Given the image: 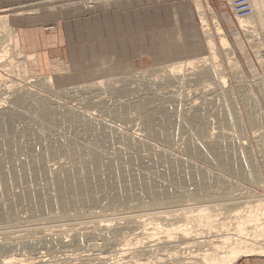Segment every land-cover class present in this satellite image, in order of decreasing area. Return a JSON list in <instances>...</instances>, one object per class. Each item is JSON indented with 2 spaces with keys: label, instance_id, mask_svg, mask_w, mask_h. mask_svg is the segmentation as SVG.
Returning a JSON list of instances; mask_svg holds the SVG:
<instances>
[{
  "label": "rangeland",
  "instance_id": "1",
  "mask_svg": "<svg viewBox=\"0 0 264 264\" xmlns=\"http://www.w3.org/2000/svg\"><path fill=\"white\" fill-rule=\"evenodd\" d=\"M262 1L264 2V0ZM197 3H202L200 9L197 8ZM225 12L228 15L227 17L224 14ZM0 15H9V21L14 32V45L12 46L14 49L9 60V68L3 65L6 61L0 62V72L6 78L4 80L5 84L15 83V85L12 84L14 86L13 91L17 90V85H21L20 87L28 86L33 88L31 90L37 96L42 94L47 101L46 105L49 107L61 104L64 107H73L79 111H85L84 109H86L88 102L83 99L89 93L85 91L83 92L85 94H63L57 90L56 92L48 91L45 86L40 84L43 76L48 74L53 76V73H55L53 82L56 89L75 87L76 84H85V82L96 81L100 78L112 77L111 79H120L129 75L153 78L157 80L155 82L157 85H155L154 89L144 88L140 92L131 91L124 98H131L132 100H137L139 97L145 98L144 101H141L145 103V110L156 116L160 115V110L174 111L168 117L167 122L155 123V126L162 127L166 132L174 130L175 123L180 119V110L187 108L192 110L194 107H200L201 111L206 113L209 129L214 128L216 131L220 129L214 109L221 106L224 103V99L218 94L216 88H211L214 86L213 83V85L211 84L212 86L207 85L210 82H214L212 79L205 76L197 78L191 72V70L193 71L191 67H188L183 76L181 75L184 78L182 83L176 80L167 82L164 80V76H158L163 73V69L160 67L168 63L196 55L209 54L206 37L208 31L204 30L201 19V17L206 15L212 28L217 23L223 29L231 43L229 51L234 53L232 55L235 56L234 59L237 61V66L239 65V68L230 67L227 64V56L219 45V51H221L219 61L221 66H223L222 71L228 81L225 88L229 90L233 98L232 101L237 104L239 120L243 127V141L246 142L245 147L248 148L250 153L248 161H254L255 168L264 182V52L262 51L263 55H261L260 50L264 46L261 43L262 41L264 42V18L259 21L260 23L255 24L256 27H247V24L245 26L241 25L229 6V0H0ZM253 28L260 33V40L256 38L258 33L252 31ZM15 29L20 33V39ZM234 30L239 33L245 49L239 47ZM42 31H44L43 35ZM60 32L65 34L66 42H68L69 49L65 50L68 51V55H64L63 49L60 52L59 47L48 49L49 45L53 46L58 43L52 37ZM143 32L145 33L143 34ZM15 35L22 44V53L32 50L37 51V53L47 51L49 56H42V54L36 53L37 59L35 60L26 59L28 53L25 56H20L19 53L21 52L17 49ZM257 42L258 45H256ZM260 45L261 47L258 49ZM57 49L61 56L56 55L58 53ZM12 57L21 61L13 63ZM258 59H261V61ZM249 60L252 62L251 64H249ZM67 63L70 64V71ZM5 84L3 82L0 85L1 88L6 87ZM97 92L93 91L91 98L88 97L91 103L88 113L90 119L99 127L106 121L108 125L106 129L108 131L97 143L91 139L90 135L78 133L74 137L70 153L59 151L57 154L43 157L44 165L51 167V177L59 176L60 174L64 175L73 166L76 168L78 175L85 176L87 173L83 169L82 164L93 158H96L99 164L98 170L103 172L109 162L113 161L117 149L129 150L132 142L144 145L139 151V157L143 162H146L152 150L159 153L168 151L170 159L184 161L188 158V155H186L187 143H190L191 140L200 141L192 138V129L189 126L180 131L175 139L176 147L171 149L164 139H150L145 135L142 130V122L145 117L135 109H130L126 114L115 118L105 115L103 102L112 100V98L106 97L107 94L105 92L98 96ZM251 93L255 95V106L259 109L260 114L257 112L251 114V109L250 113L243 109L242 98L247 97ZM3 96L5 97L6 95L4 94ZM7 96L12 97L9 92H7ZM178 99L182 101L180 105L176 103ZM192 100H196V102ZM189 101L193 103L188 106L186 103ZM190 105L192 106L190 107ZM30 109V106L22 108V111H24L22 117L24 118L17 123V129H22L31 120L33 111H29ZM250 121L254 122L253 125ZM75 126L82 129L80 122L76 123ZM231 128L229 127L228 130L234 134L235 130L233 131ZM224 129L227 131V127ZM43 133L45 134V142L50 137L56 141L59 139L58 131L43 130ZM123 136L127 137L128 140H124ZM7 137L11 138L13 134L8 133ZM4 153L5 149L0 147V169L5 171L8 176L6 187H0V216L4 214L3 210L5 211L10 206L9 204L24 188L30 186L44 188L48 181V177H41L28 168L29 164L27 162L30 159L38 158V154L34 152H18L14 155L11 162L6 163L3 160ZM166 164L164 162L158 163L155 170L165 172ZM190 170L198 180H202H195L188 186H177L174 188V192L181 196L180 200H169L164 195L154 196L148 191L137 190L133 196H120L122 201L112 204L109 201L114 196H119L118 192L122 190L116 191L106 186L102 193L96 194V200L105 196L104 198L107 197V201L104 204H100L96 200V202H90L82 212L76 204H71L66 209L61 205H52L45 207L40 212L42 213L40 218L31 219L29 208L17 209L14 212V216H20V221L14 224H6L0 220V241L4 237L2 235L3 232H12L10 234L17 238L19 235H25L29 231L46 227L55 229L63 224V227H66V238L73 240L75 237L73 231L77 227H82L85 224L91 225L94 221H104L107 218L110 220L112 227H117L122 223L126 224V214H134V216L137 215L140 220L144 221V225H141L138 229L140 231L143 230L140 238H143L144 242L149 241L148 243L150 244H155L156 241L158 244L161 243L159 246L153 245V248L155 247L153 251H158L159 254L155 252L151 258L155 262L163 263V261H168L175 254L171 253L172 250L165 251V249H168L167 247L164 250L162 249V251L158 248L162 247L165 243L163 241L168 238L166 229H171L172 223L174 227L179 222L178 225L182 223L184 226L189 224L187 227L196 229L199 227V223L196 221L188 222L184 214H181L183 207L184 210L204 208L206 206L214 207L215 213L224 212L216 217V223H218L225 218L224 216L230 215V213L233 214L234 210L247 209L244 208L245 206L250 207V201L254 200L253 198L260 197V195L264 196V186L260 188L255 183H248L238 177L231 176L229 171H225L217 165L215 159H193L190 162ZM216 176H220L219 180L213 178ZM199 183L201 186L198 187ZM172 186L168 182L167 188L171 189ZM196 188L201 190L204 195L199 198L188 196ZM56 193L55 189L47 188L44 190L43 199H47ZM236 194L242 195V199L238 204L236 203L235 208L232 207L234 209L232 212L230 207L234 205L227 203L231 199V195ZM150 196L153 198L150 199ZM222 204L225 209L220 210ZM225 205L227 206L225 207ZM177 208L179 210L173 212L176 215L170 214L167 216L168 219L164 218L163 215H156L157 211L176 210ZM196 212L195 210L192 213L195 214ZM141 215L143 218L140 217ZM262 216L259 214L257 218L261 217L260 221H263ZM218 218H221V220H218ZM226 220L230 222L231 218L226 217ZM256 221L259 220H252V222ZM158 224L160 225L158 226ZM176 225L175 227H178ZM126 227L123 230L127 232L130 225ZM228 227L230 229L233 228L232 224L224 225L222 228L226 229ZM197 231L198 233L201 232L203 236L207 235L206 237H208L209 235L208 231L202 232L200 229ZM205 236L204 238H206ZM33 239L25 241L24 244L13 251L6 252L0 256V260L3 256L19 252L24 261L17 264H100V261L96 259L100 258V249L96 250L94 248L90 253L89 251L83 252L88 247L85 244H76L75 246L49 250V248L40 245ZM135 241L136 239L133 243ZM168 244L173 246L174 242L169 240ZM131 246L134 248V246L137 247L138 245ZM62 250H65L67 257L62 253ZM79 253L81 254L78 255ZM84 253L90 256H84ZM127 256L126 259L129 258ZM155 258H158V260ZM40 259L43 262H36ZM122 261L123 263L120 264L128 262L125 258ZM235 264H264V256H243Z\"/></svg>",
  "mask_w": 264,
  "mask_h": 264
},
{
  "label": "bare ground",
  "instance_id": "2",
  "mask_svg": "<svg viewBox=\"0 0 264 264\" xmlns=\"http://www.w3.org/2000/svg\"><path fill=\"white\" fill-rule=\"evenodd\" d=\"M252 1L248 0L251 12L245 16H241L237 12L236 8V12L234 11L233 3V7L231 6L232 0H229V6L232 8L234 16H236L239 23L243 26L247 24V27H253L264 18V2L262 0H255L252 3ZM196 5L197 8L200 9L202 3H197ZM224 14L226 17L228 16L226 12ZM201 19L205 28L204 30H206V32L208 31V35L206 37L209 54L196 55L187 59H180L177 62L168 63L167 65L160 67L163 69V73L158 76H164V80L167 82H173L176 80L181 81L182 83L184 78H182L181 75L183 76L188 67H191L193 69L191 72H193L197 78H203V76H205L212 79L214 82H210L207 85L212 86L214 84L215 87L213 86L211 88H216L218 94L224 99V103L214 109L218 125L220 126L219 131L214 130V128L209 129L206 113L201 111L200 107H194L192 110L189 108L185 110L178 109L181 111L180 119L175 123L174 130L171 132H166L162 127L155 126V123L157 122H167L168 117L174 111L170 112L171 110H160V115L156 116L145 110V103L141 102L144 101L145 98L139 97L137 100L124 98L126 97V94L131 91L140 92L144 88L154 89L156 87L155 85H157L155 83L157 80H154L153 78V80L144 76H141V78L138 75L123 76L120 79H111L112 77L106 79L100 78L99 80L85 82V84H79L75 87L72 86L71 88L56 89L53 82V76L50 74L43 76L40 84L45 86L48 91L56 92L57 90L63 94H85L83 93L85 91L86 93H89L90 96L88 95L83 99L88 102L86 109L83 108L85 111H79L73 107H64L61 104L49 107L46 105L47 101L42 94L37 96L36 93H33L31 90L33 88L28 86L20 87L21 85H17V90L13 91V85H15V83L11 82L13 85H8L7 83L5 84V75L0 72V85L3 84V82L6 85L4 88H1L0 86V147L5 149L3 160L8 163L11 162L14 155L18 152H34L38 154L39 157L30 159L29 162H27L29 164L28 168L32 169L41 177H48V181L44 188H34L30 186L24 188L21 193H18L15 199L9 204L10 206H8L5 211L3 210L4 214L0 216V220L2 222L6 224H14L20 221L21 217L14 216V212L17 209L25 207L29 208L31 212V219L40 218L42 214L40 212L45 209V207L52 205H61L66 209L71 204H76L78 209L82 212L86 205L96 200V194L102 193L106 186H109L116 191L122 190L118 192V194H120L119 196H114L109 201L112 204L118 203V201L121 200L120 196H133L137 190L145 192L148 191L154 196L164 195L169 200L177 201L180 200L181 196L174 192V188L177 186H188L192 182H195V180H202H198L190 170V162L196 158L215 159L217 161V165L221 169L229 171L231 176L238 177L248 183H255L260 186V188L264 186V182L255 168L253 163L254 161H248L250 153L248 152V148L245 147L246 142L243 141V127L239 120L237 104L232 101L233 98L230 95L229 90L225 88L228 81L222 71L223 66H221L219 61V57L221 55L219 45L227 56V64L230 67L239 68V65L237 66L236 59H234L235 56L232 55L234 53L229 51L231 43L220 25L216 23L215 27L212 28L206 15L201 17ZM11 26L9 15H0V62L3 63L6 61V63L3 64L4 67H8L10 65L9 60L11 59L10 57L13 52L12 46L14 32ZM252 31L257 32L258 36L260 35L257 30H254V28ZM234 32L235 37L237 36L236 38L239 43V47L243 49L244 44L241 41L242 39L240 40L239 33L235 30ZM258 36L256 38L260 40L261 36ZM261 43L264 45L263 41ZM256 45H258V42ZM260 47L261 45L258 46V49ZM260 50L261 55H263L264 46L261 47ZM259 61H261V59ZM251 63L252 62L249 60V64ZM93 91H98V96L104 94L105 92L107 94L106 97L108 96L112 98V100H109L110 102H103V112L105 115H110L115 118L126 114L130 109H135L138 113L145 117L142 122V130L145 135L150 139H164L167 142L168 147L171 149H175V139L180 131L189 126H191L192 129V138L200 141L196 142L191 140L190 143H187L186 155H188V158L184 161H181L180 159H170L167 150V152L161 153L152 150L150 153L148 152L149 156L146 162H143L139 157V151L144 145L138 142H132L129 150L123 151L119 148L117 149L116 154L113 157V161L109 162L107 168L103 170V172L98 170L99 164L96 158H93L82 164L83 169L86 170L87 173L85 176L78 175L76 168L73 166V168H71L64 175L60 174L59 176L51 177V167L44 165L45 161L43 160V157H49L53 154H57L59 151L63 153H70L72 151L74 137L78 133L90 135L91 139L97 143L108 131L106 129V126L108 125L105 120V123H102L99 127L90 119L88 108L91 103L90 100H88V97L91 98ZM7 92H9L12 97L7 96ZM4 94L6 95L5 97L3 96ZM175 95L178 96L176 93ZM254 99L255 95L252 93L247 95V97L242 98L243 109L249 111V113L251 112V109V114L256 112L259 113V109L255 106L256 101ZM192 101L196 102V100ZM192 101H189L186 104L189 106V104L193 103ZM176 103L180 105L182 101L178 99ZM27 106H30L31 108L29 111H33L31 120L22 129H17V123L22 121L24 118L22 117L24 112L22 111V108ZM191 106L192 105H190V107ZM78 122L81 123L82 129L75 126ZM250 123L253 125L254 122L250 121ZM226 127L227 131L224 129ZM229 127H232L231 129L233 131L235 130L234 134L228 130ZM43 130H49L50 132L58 131V141L50 137V139L45 142V134L43 133ZM118 131L120 132V130ZM8 133H12L13 137L8 138ZM123 139L128 140L125 136H123ZM161 162L167 163L165 172L155 170L157 164ZM0 176V187H6L8 179L6 172L0 169ZM213 178L215 180H219L220 176ZM168 182L173 185L171 189L167 188ZM199 186H201L200 183L198 187ZM47 188H53L57 193L47 199H43L44 190ZM203 195V192L197 188L192 191V193L188 194L191 198H199ZM104 197L105 196L97 199L96 201L100 204H104V202L107 201V197ZM152 198L153 197L150 196V199ZM230 198L231 199L228 200L227 204L234 205L231 207L229 206L233 212L234 209L232 207L235 208L236 203L238 204L241 201L242 195H231ZM256 198H253L254 200L250 201V207H244L247 209L234 210L233 214L230 213V215L224 216L225 218L218 223H216V217H218L221 212L219 214L215 213L214 207L206 206L204 208H196L192 210H184L183 207L181 214H184V217H186L188 222L196 221L199 223V227L197 229L187 227L189 224L184 226L182 223L181 225H178L180 222L177 224L178 227H175V224L174 228L173 223L171 229L166 227L168 240H164L163 243H165L163 246L158 248L162 251V249L164 250L167 247L168 249H165V251L172 250V252H170L175 254L173 256L170 255L172 257H169L170 259L165 262L163 261V263L158 261L155 262L151 258L152 254L155 252L158 253V251H153L155 250L153 245L159 246L161 243L158 244L156 241L155 244H150L148 243L149 241L144 242L143 238H140L143 230L140 231L138 229L141 225H144V221L140 220L139 216H134V214H126V224L122 223L117 227H112L108 218L104 219V221H94L91 225L85 224L84 226L82 225V227H77L73 231L75 233L73 240L66 238V227H63L64 224L55 229L46 227L40 228V230L29 231L26 234L23 232L25 235H19L17 238L10 234L12 232H3L2 235H4V237L2 238V241H0V256L6 252L13 251L18 246L24 244L25 241L34 238L33 240H36L40 245L49 248V250L75 246L76 244H85V246L88 247L83 252L89 251L90 253V251L94 250V248H96V250L100 249V258H96L100 261V264H120L123 263L122 259L124 258L128 261L126 264L131 262L136 264H235L238 259L243 256H264V196L260 195V197L258 196ZM222 203H224V201H222ZM226 206L227 205H225V207ZM222 209H225L223 204L220 206V210ZM177 210L179 209L157 211L156 215H163L164 218H167L170 214L176 215V213L173 214V212H177ZM195 210L197 212L193 214L192 212ZM187 213L188 215L192 213V215L188 216ZM259 214L263 215V221H260L261 217L257 218ZM140 217H142V215ZM226 217L231 218V223L226 220ZM254 219L259 221L252 222ZM218 220H221V218H218ZM230 224H232V229L229 227L226 229L222 228L224 225ZM128 225H130V227H128L129 234L128 231L126 232L123 230V228ZM159 225L160 224H158V226ZM199 229L202 232L208 231V237H206L207 235H204L206 237L204 238L201 232L198 233L197 230ZM131 236L133 237L129 238ZM135 239L136 241L133 243ZM169 240L174 242L173 246L168 244ZM130 244L138 246H134V249ZM131 248H133V250H131ZM62 253L67 257L65 250H62ZM80 254L81 253L78 255ZM20 255L21 254L17 252L12 255L3 256L0 260V264H17L24 261V258L22 259V256ZM84 256L90 255L85 254ZM126 256L129 258L126 259ZM156 260H158V258ZM36 262L43 261L40 259Z\"/></svg>",
  "mask_w": 264,
  "mask_h": 264
},
{
  "label": "crops",
  "instance_id": "3",
  "mask_svg": "<svg viewBox=\"0 0 264 264\" xmlns=\"http://www.w3.org/2000/svg\"><path fill=\"white\" fill-rule=\"evenodd\" d=\"M46 29V28H45ZM16 30V29H15ZM16 33H17V36H18V38L20 39V33L16 30ZM145 32H143V34H144ZM44 34V31H42V35ZM65 34L63 33V32H60V33H58L56 36H54V37H52L53 39H56L57 41H58V43H55L53 46H48V49H52V48H55V47H59V51L60 52H62L61 51V49H63V51H64V55L66 54V55H68V51H65L66 49H69L68 47V42H66V39H65V36H64ZM15 37H16V35H15ZM19 39H17V37H16V45H17V49H18V51H20L21 53H19L20 54V56H25V54H27L26 55V59H30V60H35V59H37V57H36V53H37V51H25L24 53H22V44L20 43V40ZM19 40V41H18ZM13 41H14V33H13ZM29 41H34V40H29ZM13 45H14V43H13ZM71 47V46H70ZM14 49V48H13ZM20 49V50H19ZM31 49H33V48H31ZM45 50V49H44ZM17 51V52H18ZM57 51H58V49H57ZM59 51H58V53H56V55L58 54V55H60L59 54ZM46 52L47 51H45V52H42V53H37V54H42V56L43 55H46V56H49V54H48V52H47V54H46ZM61 56V55H60ZM13 58V60H14V62L13 63H15V62H20L21 60H17L16 58H14V57H12ZM60 59H61V57H59ZM62 61H63V59H61ZM64 62V61H63ZM68 65H69V71H70V64L69 63H67ZM54 74L55 73H53V79H54ZM77 85V84H76Z\"/></svg>",
  "mask_w": 264,
  "mask_h": 264
},
{
  "label": "built area",
  "instance_id": "4",
  "mask_svg": "<svg viewBox=\"0 0 264 264\" xmlns=\"http://www.w3.org/2000/svg\"><path fill=\"white\" fill-rule=\"evenodd\" d=\"M232 3L234 5V7L232 6ZM229 5H230V3H229ZM231 6L233 7L234 11L236 8L237 12L241 16H245L246 14L251 12V8L249 6L248 0H232Z\"/></svg>",
  "mask_w": 264,
  "mask_h": 264
}]
</instances>
